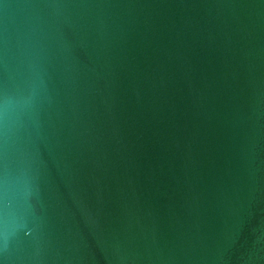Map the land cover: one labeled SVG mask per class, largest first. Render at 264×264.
<instances>
[{
	"label": "water",
	"instance_id": "95a60500",
	"mask_svg": "<svg viewBox=\"0 0 264 264\" xmlns=\"http://www.w3.org/2000/svg\"><path fill=\"white\" fill-rule=\"evenodd\" d=\"M0 264H264V0H0Z\"/></svg>",
	"mask_w": 264,
	"mask_h": 264
}]
</instances>
